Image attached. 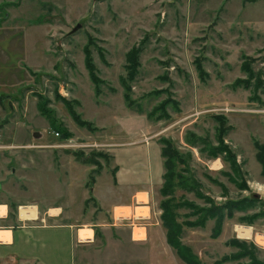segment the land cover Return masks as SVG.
I'll use <instances>...</instances> for the list:
<instances>
[{
	"label": "rangeland",
	"instance_id": "rangeland-1",
	"mask_svg": "<svg viewBox=\"0 0 264 264\" xmlns=\"http://www.w3.org/2000/svg\"><path fill=\"white\" fill-rule=\"evenodd\" d=\"M141 41L137 102L129 107L119 78ZM88 44L108 83L99 98L84 63ZM244 56L255 74L249 87H234L247 78ZM58 94L77 100L76 111L99 131L75 123ZM42 98L72 137H57L39 111ZM219 115L227 119L222 137ZM263 122L264 0H0V233L17 230L16 248L27 255L0 243V264H264V175L255 146L264 144ZM221 140L228 153L217 151ZM165 147L176 153L177 186L168 196L161 194ZM77 152L99 153L95 185L96 166ZM121 163L130 180L118 186L113 170ZM90 193L95 200L86 204ZM167 199L194 204L176 210L182 234L172 242L161 219ZM225 203L239 206L225 209L219 228L218 214L207 211ZM47 206L65 214L57 222L39 215ZM26 207L37 221L22 220ZM196 220L206 222L191 227ZM69 223L78 226L49 231L56 242L18 230Z\"/></svg>",
	"mask_w": 264,
	"mask_h": 264
},
{
	"label": "trees",
	"instance_id": "trees-1",
	"mask_svg": "<svg viewBox=\"0 0 264 264\" xmlns=\"http://www.w3.org/2000/svg\"><path fill=\"white\" fill-rule=\"evenodd\" d=\"M89 46H90V44L86 45L84 47V50H83L84 56H85L84 63H85V67L88 71V75L90 77V80L92 81V84L94 85L95 97L99 98L101 96V93H102V89H101L102 85H104V84L107 85L108 83L99 76L98 69H97V67L93 61L91 49ZM98 50L100 53L99 54L100 58L103 61H105V58H106L105 53L101 50V48H99ZM144 50H145L144 42L141 41L140 45L132 47L126 53V56H125L126 64L124 66L125 74L120 76V78H119L120 85L123 89L124 101L126 104H128L129 107H132V105H134L135 102H137L136 100H134L132 98V91H133L132 84L135 82V79H136V77L139 73V70L141 68L140 58H141ZM244 59H245V61L242 65V70L247 74V78L246 79H238L233 84L234 87H236L238 85H246L245 87H249V85H250L249 79H250V77L254 76V74H255L253 72V70L250 68V65L248 62L249 59L245 56H244ZM194 63H195V65L199 71V74L201 76H205L206 73L204 72V69L201 66V62L199 60H196V61H194ZM32 74L34 75V72H32ZM164 79H166V78H164ZM113 91H115V89ZM159 93H161V92H159ZM57 99L64 103V105L68 109V112H69L71 118L80 127H84L87 130H89L90 132L99 131V128L93 122L84 120L82 118V115L76 111L75 106L80 105V103L77 100H69L68 98L64 97L61 94L57 95ZM165 105H166V102H165ZM157 110L158 109H156L152 113H150L148 118L150 119L153 116H155ZM160 110H162V109H160ZM39 111L45 116V118L48 119L49 123L54 128V131H56L58 134H60V136L62 135L63 139H69L70 137L73 136L67 128L62 126V123H60L61 121L56 117L55 111L48 107V101L45 98H42V100L39 104ZM165 116L166 115L160 116L158 118L162 119ZM159 119H157V120L159 121ZM215 119H217L220 123V127L218 128L217 132L221 133V137H222L223 136L222 134L226 131V129H224V125H225V122L227 119L224 116H220V115L215 116ZM161 142L165 145H171L172 144L167 139H162ZM224 143H225L224 140L220 141V145L218 147L221 146V148H219V150H217V151H219V153L224 152V151L228 153V147ZM255 146L258 150L256 157L262 166V174L264 175V144H260L259 142H255ZM171 149L172 148L165 147L162 150V156L165 159L164 164H165V169H166V172L164 175L165 182H164L163 187L161 189V194L163 196L170 195L171 191L177 186V182L176 183L174 182L175 178L177 177V174L174 172L175 163H176V162H174V159L176 157V153H175V149L172 151H171ZM74 155L77 157H80L83 162L89 163V164H94V166H96V168L92 170V175L90 178V181L92 182V184L95 183L94 174L95 173L100 174V171H101L99 168V164H97V161L95 160L96 157L100 156L99 153L91 154L89 156H84L82 153L77 152V153H74ZM93 158H94V160H91ZM233 163H234V161H233ZM113 171H114L113 177H115L117 170L115 169ZM90 194H91V196L85 202L86 204L90 203V201L95 200L92 193H90ZM172 201L173 200L167 199V200H164L161 202V209L163 210L161 219H162L164 227L167 228V230H168V242L173 241V239L171 238V235H177L178 236V235L182 234V226L176 222V210L182 205H187L189 208H191L194 205V204H190V203H183V204L182 203H176V202L173 203ZM227 203L221 204L220 206L213 208L214 213L212 210L207 211L208 215L212 218H214L218 214L219 228L221 226V223H223L222 222L223 219L226 217V214L224 213V211L227 208ZM230 204H231V206L227 208L228 210L237 209V207L239 206V204H234V203H230ZM193 209L195 210V212H197V210H199V208H197V207L193 208ZM230 213L231 212L229 211L228 217L230 216ZM205 222H204V220L203 221L196 220L189 225L191 227H195V226L197 227V226H202ZM232 244H237V242H235V240H234V242ZM186 250H187V248H186ZM235 257H237V256H235ZM256 264H259V262L256 261Z\"/></svg>",
	"mask_w": 264,
	"mask_h": 264
},
{
	"label": "crops",
	"instance_id": "crops-1",
	"mask_svg": "<svg viewBox=\"0 0 264 264\" xmlns=\"http://www.w3.org/2000/svg\"><path fill=\"white\" fill-rule=\"evenodd\" d=\"M262 125L264 126V122L262 123ZM121 154V156H125V155H123L122 153H120ZM149 161H150V159H149ZM118 167L119 168H117V171H116V176L114 177V180H116L117 179V183H119V185L118 186H120L122 183H129V181L128 180H130L129 179V177H128V170H127V168L125 167V164L123 163H121V164H119L118 165ZM121 169L123 170H126V172L124 173V171H121ZM99 176V175H98ZM125 178L126 177V179H124V180H120V178ZM119 178V179H118ZM149 180V184H148V186H147V188H149V185H152L151 184V180H150V177L148 178ZM87 185H88V183H87ZM94 185H95V183H94ZM93 185V186H94ZM113 185H114V183H113ZM115 186V185H114ZM118 186H115V187H118ZM146 188V187H145ZM137 194V193H136ZM93 195V194H92ZM137 196L138 195H133V197L131 198V200L132 201H130V202H134L135 201V198H137ZM89 199V198H88ZM88 199H86L85 200V202L88 200ZM95 199V198H94ZM147 199H149V197L147 198ZM127 203H129V202H127ZM129 205V204H128ZM36 207V206H35ZM27 208V207H26ZM61 208V207H60ZM60 208H55V207H53V206H47V208H45V209H42V211H39V215H42V214H45L47 217H48V219L49 220H52V221H56V220H58V218L61 216V215H64L65 213H63V212H65L64 211V209L63 210H61ZM64 208V207H63ZM129 208H131V209H133L132 207H129ZM56 212V214H53V212ZM116 212V211H115ZM39 215L37 216V219H38V217H39ZM0 217H2V218H4V215L3 216H0ZM36 217V216H35ZM37 219L35 218V221H37ZM33 220V219H32ZM57 222V221H56ZM77 224H75V225H73L72 226V224L71 223H69V224H66V225H50V226H40V227H35V226H23V227H20L18 230L19 231H21V232H23V233H26V231H35L36 233H37V236H38V238L41 240V239H43V238H47L48 240H51V241H53V242H56V241H54L55 240V237H52V235H50V232L51 231H53V230H56L58 227H64V226H67V228H70L71 230H72V228L74 227V226H76ZM78 226V225H77ZM2 231V230H1ZM16 231L17 230H15V231H12L10 228L9 229H6V230H4V231H2L1 233L2 234H9L8 236H4V241H1L0 243H2L1 245L3 246V247H8V248H12L16 253H17V255L16 256H21V257H27V255H26V253H24L23 251H21V250H19V249H17L16 248V243H17V238H16ZM50 231V232H49ZM0 233V234H1ZM5 237H6V239L7 238H9L8 240H6L5 239ZM27 238V237H26ZM26 238H24V239H22V247L25 249V246H26V244H29V242L28 241H26ZM47 242V241H46ZM78 242V241H77ZM81 243L83 242L82 240L80 241ZM0 245V246H1ZM16 248V249H15ZM24 253V254H23ZM13 254H15L14 252H13ZM25 255V256H24ZM52 257H54V254L52 255ZM35 260H38V262H40L39 261V259L37 258V259H35Z\"/></svg>",
	"mask_w": 264,
	"mask_h": 264
},
{
	"label": "bare ground",
	"instance_id": "bare-ground-1",
	"mask_svg": "<svg viewBox=\"0 0 264 264\" xmlns=\"http://www.w3.org/2000/svg\"><path fill=\"white\" fill-rule=\"evenodd\" d=\"M2 210V209H1ZM34 213V209L33 208H23V210H22V214H21V216H22V220H32V219H35L36 217V215L35 214H33ZM249 230H240V232H239V234H240V236H242V237H246V236H248V234L246 233V232H248ZM89 233V232H88ZM6 234H0V241H4V236H5ZM82 237V239H87V237H84L83 236V234L81 235ZM90 239V238H89Z\"/></svg>",
	"mask_w": 264,
	"mask_h": 264
},
{
	"label": "water",
	"instance_id": "water-1",
	"mask_svg": "<svg viewBox=\"0 0 264 264\" xmlns=\"http://www.w3.org/2000/svg\"><path fill=\"white\" fill-rule=\"evenodd\" d=\"M80 28H81V25H78L76 28H74V29L72 30L71 33L73 34V33L77 32V30H79ZM255 198H259V196L256 195Z\"/></svg>",
	"mask_w": 264,
	"mask_h": 264
},
{
	"label": "built area",
	"instance_id": "built-area-1",
	"mask_svg": "<svg viewBox=\"0 0 264 264\" xmlns=\"http://www.w3.org/2000/svg\"><path fill=\"white\" fill-rule=\"evenodd\" d=\"M226 111L228 110V109H225ZM56 135H57V137H59V134L58 133H56ZM69 144H71V143H73L72 141H69L68 142ZM76 143V142H75ZM76 144H78V143H76ZM81 241V240H80ZM83 241V240H82Z\"/></svg>",
	"mask_w": 264,
	"mask_h": 264
}]
</instances>
